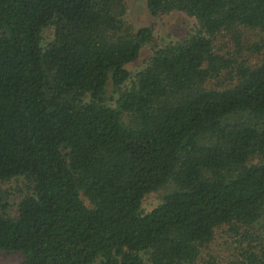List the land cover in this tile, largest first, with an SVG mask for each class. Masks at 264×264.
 <instances>
[{
    "label": "trees",
    "instance_id": "trees-1",
    "mask_svg": "<svg viewBox=\"0 0 264 264\" xmlns=\"http://www.w3.org/2000/svg\"><path fill=\"white\" fill-rule=\"evenodd\" d=\"M145 1L197 25L132 75L154 33L128 0H0V182L26 188L14 217L0 190V253L19 264H199L223 229L234 264H264V47L215 48L263 31L264 0Z\"/></svg>",
    "mask_w": 264,
    "mask_h": 264
},
{
    "label": "rangeland",
    "instance_id": "rangeland-1",
    "mask_svg": "<svg viewBox=\"0 0 264 264\" xmlns=\"http://www.w3.org/2000/svg\"><path fill=\"white\" fill-rule=\"evenodd\" d=\"M126 21L135 30L143 27L153 29L154 37L150 44L144 46L141 50L139 58L133 63L127 65L128 71L135 75L145 68L149 59L158 47L170 43H176L186 37L196 29L195 19L184 13L174 12L165 16H153L147 7L145 0H128V13ZM243 45L242 49L237 51L235 42L230 36L220 38L215 42L216 50L230 58L232 54L235 58L250 60L255 64L260 58V54L256 52L257 46L264 47V30L243 29ZM53 36V32L47 29L45 32V41H49ZM240 54L241 56H236ZM118 97L113 86H109L107 90V100L111 107H116L115 100ZM0 190L7 191L10 195V208L7 211L9 216L17 215L18 203L26 193L25 181L23 178H17L10 181L0 182ZM166 190H159L146 195L142 202V210L145 213L156 208L165 194ZM228 230L218 231L215 240L205 249L201 255L199 264L207 261H213L215 264H234L240 260L243 245L239 242L240 236ZM264 231L258 228L256 235L263 234ZM246 246V243L244 244ZM19 254L0 253V264H19Z\"/></svg>",
    "mask_w": 264,
    "mask_h": 264
}]
</instances>
